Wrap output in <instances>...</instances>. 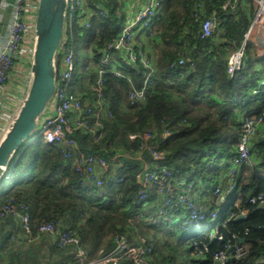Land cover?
<instances>
[{"label":"trees","instance_id":"1","mask_svg":"<svg viewBox=\"0 0 264 264\" xmlns=\"http://www.w3.org/2000/svg\"><path fill=\"white\" fill-rule=\"evenodd\" d=\"M117 1H100L109 9L110 17L104 18L97 13L87 29H82L78 24L70 25L69 21L68 35L72 46L75 30L82 31L84 37L86 35L85 43L94 36V47L88 56L91 61H88L85 72L90 77H94L96 62L99 60L96 48L105 45L120 29L113 14ZM161 1V9L154 20V34L151 36L155 53L145 50L154 55L155 74L146 87L144 101L132 103L128 100L129 90L133 86H142L143 70L122 62L118 67L130 76L131 81L115 77L112 73L105 75L104 92L113 115L104 121L101 138L92 142L86 134H77L76 137L85 153L108 157L117 149L138 147V143L128 139L130 132L149 129L155 132L157 137H161L163 130L167 129L169 135L163 136L164 141L159 146L165 152V157L161 161L150 160L149 166H155L159 172V166L165 165L170 170L172 179L178 180L186 174L194 173L199 174L196 177L198 179L200 175L215 171L214 168L210 170L216 162H211L214 157L230 159L234 154L240 114L258 113L264 107V76L260 75L264 72V53L257 55L256 47L248 43L241 69L229 74L225 67L227 48L237 46L238 38H241L240 33L247 27L248 21L243 18L239 25L226 18L228 21L224 29L227 31L229 42H223L224 49L213 44L212 38L216 33L211 37L202 38L199 37V30L201 17L215 15L218 18L217 27L220 23L224 24L223 21L219 23V17L223 16L225 19L221 4L232 0ZM199 2L203 6L201 15L196 10V4ZM179 59L184 63L178 64ZM256 63L260 64V70L254 68ZM78 75L76 70L74 80ZM76 89L82 95L87 92V84H79ZM261 153L264 156V149ZM125 161V170H117L108 179V172L103 173L105 181L100 188L106 187L109 192L115 189L112 195L105 197L101 191L96 190L98 188L86 186L79 175L70 170V166L55 146L45 143L42 139L34 142L27 140L9 162L0 181V204L10 199L15 203H25L32 217L34 235L27 238V241L14 240L7 247L6 258L0 259V264L77 263L76 247H60L49 235L36 234L42 221H52L58 228H71L78 232L81 247L89 260L98 259L109 252L114 246V236L124 234L129 245H138V238L142 237L148 246H152L147 261L141 264H214L213 254L225 249L228 241L244 250L239 259H230L229 264H264V207L248 201L252 193L264 191V162L260 163L259 169L246 165L248 170L245 169L243 176L237 178V185L240 186L237 197L239 201L237 204L232 203L231 214L224 218L227 220L225 226L219 228L222 239L212 240L204 232L191 236L188 241L190 257L185 258L179 255V242L186 231L175 234L176 242L173 240L172 243L166 237L165 234L169 233L161 223L159 226L152 225L143 229L142 225H149L139 221L130 222L128 218L124 220L115 215L117 211L114 209L119 205H128L126 214L141 209L135 196L139 188L136 173L142 169V163L138 159ZM244 175H248L256 186L251 187L249 179L246 180ZM63 176L66 177L69 194L64 193L59 186L61 195H56L49 190L52 180L55 182L60 177L64 178ZM91 189L99 193L95 197L96 200H92L93 197L87 194ZM6 190L9 191L5 192ZM36 194L44 200L52 195V199L56 200L55 205L62 206V210H47L46 206L44 208L31 202ZM67 197H72V200L80 199V205L75 202L65 203ZM91 200L95 201V204L98 203L95 211L90 210L93 206L89 205ZM80 206V211L84 212L82 219L77 210ZM241 211L246 215L243 219L236 220ZM177 213H182V210ZM36 214L39 216L38 222L33 220ZM148 228H152V235L149 234ZM239 239L242 241L239 242ZM193 240L198 244L202 242L207 250L202 248V244L194 248ZM23 242L26 245H23ZM200 249L203 255L197 253ZM116 264L137 263L123 258Z\"/></svg>","mask_w":264,"mask_h":264},{"label":"built area","instance_id":"2","mask_svg":"<svg viewBox=\"0 0 264 264\" xmlns=\"http://www.w3.org/2000/svg\"><path fill=\"white\" fill-rule=\"evenodd\" d=\"M100 1L104 0H68L67 36L57 60L56 93L52 112L43 120L36 134H40L45 143L59 149L67 165L70 166V170L78 174L86 186L94 188L102 187L105 181L103 174L105 171L108 172V179L117 170L127 168L125 160H140L142 169L136 173L139 188L135 197L142 211L144 210L145 217L137 219L139 222L150 225L170 223V226L173 225L172 229L174 227L176 231L184 232L216 220L217 211L205 208L196 197V194L204 192V186L200 185V181L196 184L193 179L185 177L181 182H178L176 179L170 178L171 172L165 165L159 166V172L155 166H149L150 160L161 161L165 157V152L159 146L164 141L163 136L169 134L167 129L163 130L161 137H157L155 132L149 129L130 132L128 139L138 143V147L135 149L131 146L128 150L117 149L108 157L96 153L87 154L81 149L76 135L86 134L92 142L98 141L103 134L104 121L113 115L107 105L104 92L105 75L112 73L115 77L130 82V76L124 74L118 66L124 62L128 66H137L142 69V86L140 88L133 86L128 92V100L136 103L144 98L146 87L155 74V58L140 46L137 36L143 33L146 38H151L154 34V20L161 9L162 1L125 0L127 7L130 8L129 3H133L136 7L134 10L131 9V15H128V18L121 24L120 30L111 40L102 47L95 46L99 60L96 62L94 77L86 75L79 81V84H87V92L80 95L77 89H71V83L77 79L74 80L75 52L69 43V21L70 25L78 24L82 29H87L97 13L104 18H109V9ZM7 2H11L10 10L0 33V92L9 85L10 74L18 64L20 53L25 50L26 44L27 0H7ZM253 2L254 14L242 33L243 40L241 39L237 46L232 47L226 57L225 67L229 74L241 69L248 43L255 47L264 45V0H253ZM233 6L232 2L226 1L221 4V10L226 11ZM196 10L199 15L202 14V3L196 4ZM200 24L199 37H211L216 30L217 19L201 17ZM262 54L263 51L258 55ZM183 63L182 59L178 60V64ZM263 132L264 107L258 113L241 115L235 152L228 164L224 165L225 170L220 178L223 180L224 188L220 184L213 186L212 190H209L212 195L217 196L224 193L230 195L234 192L237 188L236 176L243 165L258 167L255 157L260 153V148L257 149L256 143L258 135ZM248 201L264 207V191L252 193L248 197ZM178 210H182V213H177ZM244 213V211L240 212L245 216ZM8 216L17 217L19 223L17 225L27 238L34 235L32 217L29 207L25 203H15L10 199L0 204V221L7 219ZM177 217L178 219H176ZM226 222L227 220L223 219L219 226L204 233H207L212 240L222 239L219 228L225 226ZM66 229L58 228L52 221H42L37 227L36 234L53 237L60 247L67 245L76 247V264H116L123 258L141 264L147 261L151 252V249L148 248L150 246L142 237L138 238L141 241L138 245H129L126 236L120 234L114 236V246L109 252L98 259L88 260L85 250L81 247L80 234L71 228ZM12 239H15L14 233L10 235V240ZM199 244L196 240L192 242L194 248H197ZM233 245L236 248L231 250ZM202 248L207 250L205 245ZM229 249L230 251H228ZM197 253L201 254L202 250L200 249ZM243 253L244 250L241 246L228 241L225 249L213 254V262L214 264L215 262L216 264H229L230 259L233 257L239 259Z\"/></svg>","mask_w":264,"mask_h":264},{"label":"water","instance_id":"3","mask_svg":"<svg viewBox=\"0 0 264 264\" xmlns=\"http://www.w3.org/2000/svg\"><path fill=\"white\" fill-rule=\"evenodd\" d=\"M68 6V0H27V77L0 126V181L18 149L32 140L43 120L51 115L58 55L67 36ZM243 218L239 214L235 219ZM235 248L233 245L231 250Z\"/></svg>","mask_w":264,"mask_h":264},{"label":"crops","instance_id":"4","mask_svg":"<svg viewBox=\"0 0 264 264\" xmlns=\"http://www.w3.org/2000/svg\"><path fill=\"white\" fill-rule=\"evenodd\" d=\"M230 2H232L234 6L231 8H228L226 11H223L224 12L223 15H224L225 19L223 18V16L219 17V23L223 21L224 24L220 23L219 26L216 27V30L214 32V34L215 33L216 34L212 38V41L214 42L213 44L216 45L217 47L218 46L223 47L224 41L229 42V40L227 39V31L224 29V25L227 24L226 21H228L230 19L233 21V23H236V24L239 23V25H240V23L243 22V18H245L249 24L253 14H254L255 6H254L253 0H232ZM10 5H11V2H7V0H0V33L2 31L3 25L5 24V22L7 20L8 13L10 10ZM133 5H134L133 3H129L128 4V6H130V8H129V7H127V2L125 0H118L117 1V6L115 7V9H113V14L115 15L116 20L119 23L120 27H121V24L124 22V20H126L128 18V15H131V13H132L131 9L132 10L135 9L136 5H134V6ZM229 12H232V14H230ZM214 16H211V17H214ZM226 18L228 20H226ZM215 19H217V21H218L217 16H215ZM246 26H248V25H246ZM245 29H246V27L240 33L241 34L240 39H242V33L244 32ZM240 39L238 38V43H239V41H241ZM137 41L144 50H148L149 53H153V52L155 53V51H153L154 41L152 43L151 38L148 39L144 36L143 33H140L137 36ZM263 46L264 45L262 44V45H258V47L255 48L257 55L260 54L262 51L264 53V47ZM232 47H234V46H231L228 48L227 55H228L229 50ZM223 49H224V47H223ZM155 50L157 53V48H155ZM150 55H152V54H150ZM25 56H26V60H27V56H28L27 51L23 50L20 53L19 62L21 63L23 70H26V72L23 71L21 69V67L20 68L17 67V70L20 69L21 72L19 74H15L14 82H13V80H12L13 76L12 75L14 73H16V71L14 70L16 68H14L10 74L9 86H7L6 88H3L2 91L0 92V126L3 124V122L7 116L8 108L10 106L11 101L14 100V95H15V97H17L18 94L20 93V91H22L24 88V82H25L26 77H27V64H25L26 63ZM152 56H154V55H152ZM134 67H136V66H134ZM136 68H138V67H136ZM254 68L256 70H260L261 66L259 63H256ZM260 75L264 76V72ZM16 77H17V82L15 83ZM10 81H11V83H10ZM242 114H244V113H242ZM242 114H240L239 117H241ZM263 142H264V132L259 134L257 137L256 147H257V149L260 148V153L257 154V156L255 157L256 160L258 161V167L256 169H259L260 163L262 164V162H264V156L261 153L262 149H264ZM228 161H229V158L228 159L227 158L226 159L220 158L217 161L218 164L216 163L214 166H212L210 168V170L213 168L215 169V171L213 173H211L209 170V172H210V173L208 172L209 174L206 173L205 175H202V176L200 175L198 177V179H196V178L193 179L190 174L189 175L186 174L181 179L177 180L178 182H181V180L183 178L187 177L189 179H193L196 184L198 181H200V185L204 186V192L196 194L197 199L201 202L202 205H204L205 208H209V210L219 211L220 209H222L223 212H226V214H227L226 216L231 214V212H230V207H231L230 205L231 204H227L229 193L228 194L224 193V194H219L217 196H214L209 192V190H212V187L216 186L218 184H220V186L222 188H224L223 180H221L220 178L222 177L223 170H225L224 165L228 164ZM245 169L248 170V168H245V165H243V167L241 169H239L237 176H236V181H237V178L239 176L240 177L243 176L242 173L244 172ZM244 176H245L246 180L249 179V183L252 185L251 187L256 186V184H253L252 179H250L248 175H244ZM202 177H204V178H202ZM237 186H238L236 188L237 191L235 192L236 197L239 196L238 194H239V190H240V186L239 185H237ZM8 191L9 190H6L5 192H8ZM233 201L235 204H237L239 199L235 198ZM244 214L246 215V213H244ZM16 219H17L16 216H14V217L8 216L7 219L0 221V259L6 258V249L9 245H11L14 242V240L17 241L19 239H22L23 241H27L26 240L27 237L25 235H23L21 229L18 227L19 223H18V219L17 220ZM158 224H156V225H158ZM12 233H14V235H15L14 240H10V235ZM22 244L26 245L25 242H23Z\"/></svg>","mask_w":264,"mask_h":264},{"label":"rangeland","instance_id":"5","mask_svg":"<svg viewBox=\"0 0 264 264\" xmlns=\"http://www.w3.org/2000/svg\"><path fill=\"white\" fill-rule=\"evenodd\" d=\"M73 37H74V42H73V49H74V52H75V58H74V62H75V66H76V69H75V72H76V70H77V72L79 73V75H78V77L76 78L77 79V82H73V83H71V85H70V87H71V89L72 90H75L77 87H78V85H79V81H80V79L81 78H83L86 74H85V72H86V68H87V65H88V61L90 62V59H89V55H90V52H91V50L93 49V47H94V42H93V39H94V36H92L91 38H89V41L87 42V43H85V39H86V35H85V37H84V34H83V32L82 31H74V33H73ZM242 40H243V37H242ZM230 46H228V48H229ZM227 48V49H228ZM76 60V61H75ZM115 62V61H114ZM17 67H21V63L20 62H18V64L16 65V69H14L15 71H16V73H14L12 76H13V78H12V80H13V82H14V76H15V74H19L20 73V69L19 70H17ZM18 76V75H17ZM17 82V77H16V79H15V83ZM10 83H11V81H10ZM9 84V83H8ZM9 86V85H8ZM37 139H42L43 140V138H42V136L40 135V134H36L33 138H32V140H31V142H34L35 140H37ZM116 151V150H115ZM222 159V158H221ZM219 159H217V157H214V160L213 161H211V162H215L212 166H214L216 163H217V161H218ZM218 164V163H217ZM189 175V174H188ZM191 175V177L194 179V178H196L197 177V173H194V175H192V174H190ZM64 177V176H63ZM65 178L66 177H64V178H59L58 180H56L55 182L52 180V184H51V188L49 189V190H51L52 192H54L56 195H61L60 194V190H58V188H59V186H60V188H62V191L64 192V193H67V194H69V192H68V190H69V188L67 187V185H66V183H67V181L65 180ZM64 188H63V187ZM9 188V187H8ZM105 188V189H104ZM103 189L102 188H98V189H96V190H98V191H101L103 194H104V196L105 197H108V195H112L111 193L115 190H113V191H111V192H109V191H106V187H104ZM117 188V187H116ZM96 190H93V189H91V190H89L88 192H87V194H89L90 196H92L93 197V199L92 200H96L95 199V197L96 196H98V194L99 193H97V191ZM235 192H236V190L234 191V192H232L229 196H228V200H227V204H231L232 205V202H234L233 200L235 199V198H237L236 197V195H235ZM116 195V194H115ZM51 197L50 198H47V199H43V197H41L40 198V195L39 194H36L35 196H34V198H33V200H31V202H34V203H37V204H40V205H42L44 208H46L47 210H62L60 207H62V206H57V205H55V202H56V200L55 199H52V195H50ZM67 200H66V202L65 203H67V204H71L72 202L74 203H76L77 205H80V199H76V200H72V197H67L66 198ZM90 201L89 202V205H91V204H93V206L92 207H90V210L91 211H95V210H97V205H98V203L97 204H95V201ZM30 202V203H31ZM95 204V205H94ZM73 205V204H72ZM133 205H134V203H133ZM230 205V206H231ZM46 206V207H45ZM128 205H126V206H122V205H119L118 206V208H117V206L115 207V209L114 210H116L117 212H115V215L117 216V217H119L120 219H124L125 220V218H126V220H127V218H128V221H130V222H133V221H137V219H142L143 217H145V215H144V210L142 211V209H140V210H138V211H136V212H134V213H129V214H126L127 213V210H128V207H127ZM80 209H82V207L80 206L77 210H78V215H81L80 216V218L82 219V217H83V214H84V212H81L80 211ZM217 211V210H216ZM38 213V212H37ZM217 213H218V216H217V219L216 220H214V221H209V222H207V223H205V224H201L200 226H198V227H195V228H193V229H191V230H188V231H186L183 235H182V238H180V242H179V248H180V257H185V258H189L190 257V248H189V239H190V237L191 236H194V235H198V234H201V233H203V232H205V231H207V230H209V229H213V228H215L216 226H219L220 225V223L222 222V220L226 217V212H223V210L222 209H220L219 211H217ZM228 213V212H227ZM37 217L39 218V216H38V214H36L35 215V217H33V220H34V222H38V219H37ZM157 219V218H156ZM176 219H178V217L176 218ZM83 220H85V219H83ZM121 221V220H120ZM148 222H150V221H148ZM173 222V221H172ZM156 224H158V223H155V224H152V225H156ZM160 224V223H159ZM162 224V225H161ZM160 225L164 228V230L165 231H168V233L169 234H165L166 235V237H168L169 238V241L170 242H172L173 243V240L176 242V238H175V234L176 235H179L178 233H180V231L178 230V231H175V228L173 227V229L170 227V223H161ZM142 225V224H141ZM146 225H149V226H145V225H142L143 227V229L144 228H147V227H152V225L150 226V224H146ZM159 226V225H158ZM173 226V225H172ZM152 228H148V230H149V234L150 235H152V233H154V232H152V230H151ZM174 232H176V233H174ZM155 234H157V233H155ZM159 236V235H158ZM109 237V236H108ZM108 237H106L105 238V240L107 241L108 240ZM176 237H179V236H176ZM13 240V239H12ZM105 242V241H104ZM141 242V241H140ZM150 247H148L149 249H152V246L151 245H149ZM99 252V251H98ZM183 254V255H182ZM88 258V257H87ZM89 260V259H88ZM92 260V259H91ZM93 260H95V259H93Z\"/></svg>","mask_w":264,"mask_h":264},{"label":"bare ground","instance_id":"6","mask_svg":"<svg viewBox=\"0 0 264 264\" xmlns=\"http://www.w3.org/2000/svg\"><path fill=\"white\" fill-rule=\"evenodd\" d=\"M1 190V189H0Z\"/></svg>","mask_w":264,"mask_h":264}]
</instances>
